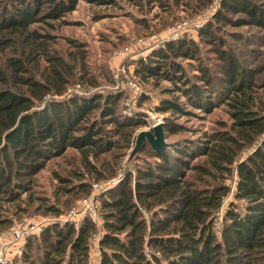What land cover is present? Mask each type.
<instances>
[{"label":"trees","instance_id":"16d2710c","mask_svg":"<svg viewBox=\"0 0 264 264\" xmlns=\"http://www.w3.org/2000/svg\"><path fill=\"white\" fill-rule=\"evenodd\" d=\"M77 2L0 0V233L31 211L57 215L89 195L93 183L122 177L96 197L100 231L87 216L77 227L53 222L27 237L10 263L88 264L98 235L100 264H264V63H245L226 42L227 35L239 37L227 27L264 31V0H218L198 40L167 41L135 61L140 80L173 85L156 112L188 113L183 105L211 112L223 104L228 118L200 138L178 136L182 126L167 117L165 147L157 151L144 140L126 167L140 117L127 113L120 92L96 91L85 54L59 52L51 33ZM212 2L197 0L194 8ZM210 55L215 72L204 62ZM183 61L194 62L197 74ZM70 84L93 91L68 96ZM48 164L58 182L50 203L33 197ZM231 178L242 207L229 202L217 234Z\"/></svg>","mask_w":264,"mask_h":264},{"label":"rangeland","instance_id":"374dc122","mask_svg":"<svg viewBox=\"0 0 264 264\" xmlns=\"http://www.w3.org/2000/svg\"><path fill=\"white\" fill-rule=\"evenodd\" d=\"M187 2L181 0H103L101 3H97L89 0H78L75 8L66 13L59 25L55 23L51 33L55 35V45L59 52L64 50L70 55H78V58L85 54L83 63H85L84 67L87 69V74H93L100 83L98 89H95L96 91L120 92L122 94L121 99L127 106V113L130 116L137 115L141 119L138 132L151 130L158 123H162L164 132V121L165 118L169 117L183 128L182 133H179L181 135L178 136L202 138L203 132H209L215 126V120L228 118L223 104L214 107L211 112H204L190 105H183L184 109L188 111L184 114L156 112L154 108L160 100L173 95V92L165 91L166 88H171L173 85L167 80H160L157 83L153 79L140 80L134 70L137 59L147 57L154 50L161 48L167 41L177 40L181 37H191L198 40V29L215 13L218 0H213L206 8H201L198 11L194 8V5H197V0L196 3L194 0ZM226 30L233 34H239V37L227 35L226 42L245 63L251 66H261L264 63V31L262 29L254 26H240L227 27ZM148 36L154 37L146 38L143 43L133 46L134 48L128 49L125 53L121 52L135 39ZM204 62L209 64L210 69L215 72V57L210 55L209 59H204ZM183 63L189 72L197 74L191 65L194 62L188 64L187 61H183ZM263 74L264 70L261 72V75ZM193 79L195 78L193 77ZM80 85L70 84L68 86L70 91L66 95L69 96L73 93L91 94L93 91H86L90 88L88 89L87 85ZM174 92L178 94V91ZM183 99L181 98V100ZM165 141L167 144L166 139ZM69 152L73 154L75 151L70 150L67 153ZM129 153L125 157L124 167L131 166L134 162V159L129 158ZM53 160L56 159L51 161ZM53 165L58 168L57 164L53 163ZM61 165L68 166L62 160ZM50 167L48 164L40 172L33 192V197L42 194L44 198H47V203L53 202V192L58 183L51 176ZM121 177L122 172L115 178L102 181L101 187L93 191L94 196L98 197L99 193L114 186ZM233 180L235 182L234 178L227 180L228 183L232 184V189L216 214L214 227L217 234L220 231L221 215L229 202L234 201L239 207H242V200H237L233 196L235 188ZM105 184L108 186L106 189L104 188ZM78 200L79 197L72 204L61 206V211L57 215L38 214L42 210L36 214L31 211L25 217L21 216L13 225L28 220L39 221L44 224V227L53 222H66L71 210L77 209ZM239 207L238 209H240ZM27 237L29 236L18 242L17 246L14 245L13 250L21 249L22 253L23 242ZM97 242L98 237L91 241L90 247L94 244L97 245ZM10 262L8 261L6 264H11ZM163 264L165 263L163 262Z\"/></svg>","mask_w":264,"mask_h":264},{"label":"built area","instance_id":"2783aa9c","mask_svg":"<svg viewBox=\"0 0 264 264\" xmlns=\"http://www.w3.org/2000/svg\"><path fill=\"white\" fill-rule=\"evenodd\" d=\"M153 37L154 36H148L145 38L140 37L138 39H135L127 47L125 46L124 49L122 48L123 50H121V52L125 53L128 51V49L134 48L133 46H138L143 43L146 38L151 39ZM130 84L132 83L130 82ZM101 184L102 183H93V189L91 193L83 198H80L77 201L78 207L76 210H71V212L69 213V219L67 220L68 222H71L72 224H74L75 227H77L82 219L81 217L87 216L89 220L93 224H95L98 231L101 230L102 220L99 214V203L96 199V196H94L93 192L98 187H101ZM107 187L108 186H106L105 184L104 188L106 189ZM144 214L147 215L146 212H144ZM43 228L44 224H42L41 222H33L28 220L26 222H20L19 224L12 225L8 230L3 233H0V264H6L8 261L10 262L13 257L20 256L21 249L13 250L14 245L17 246V243L23 240V238L26 236H30L35 233H40ZM97 237L98 235L94 238ZM88 264H100V251L98 248L97 252H92L90 250Z\"/></svg>","mask_w":264,"mask_h":264},{"label":"water","instance_id":"95a60500","mask_svg":"<svg viewBox=\"0 0 264 264\" xmlns=\"http://www.w3.org/2000/svg\"><path fill=\"white\" fill-rule=\"evenodd\" d=\"M144 140H146L153 149L157 151L162 150L166 144L162 123L156 124L151 130H140L137 132L134 145L129 153V158L139 150Z\"/></svg>","mask_w":264,"mask_h":264},{"label":"crops","instance_id":"0c3cea01","mask_svg":"<svg viewBox=\"0 0 264 264\" xmlns=\"http://www.w3.org/2000/svg\"><path fill=\"white\" fill-rule=\"evenodd\" d=\"M90 250H91L92 252H97V245L94 244L92 247H90Z\"/></svg>","mask_w":264,"mask_h":264}]
</instances>
